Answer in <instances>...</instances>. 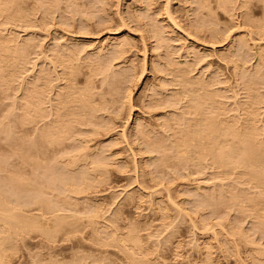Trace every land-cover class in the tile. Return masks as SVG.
Segmentation results:
<instances>
[{"label":"rangeland","instance_id":"374dc122","mask_svg":"<svg viewBox=\"0 0 264 264\" xmlns=\"http://www.w3.org/2000/svg\"><path fill=\"white\" fill-rule=\"evenodd\" d=\"M10 1L0 0V264H264V212L249 200L262 196V185L240 165L224 171L210 153L181 157L192 101L172 71L178 64L184 78L219 92L223 125H252L259 147L264 0ZM67 85L81 91L69 97L78 106L69 120L62 113L70 105L60 103ZM46 128L62 140L49 155ZM45 158L52 177L66 184L75 176V191L70 180L47 191ZM18 197L58 200L64 222L53 221L50 233L25 231Z\"/></svg>","mask_w":264,"mask_h":264},{"label":"bare ground","instance_id":"6f19581e","mask_svg":"<svg viewBox=\"0 0 264 264\" xmlns=\"http://www.w3.org/2000/svg\"><path fill=\"white\" fill-rule=\"evenodd\" d=\"M12 1V0H11ZM10 1V2H11ZM17 1V0H16ZM221 2L222 1H224V3L226 2V0H220ZM13 2H14V0H13ZM231 3V2H230ZM226 4H228V3H226ZM11 5H13V4H11ZM222 5H224V4H222ZM14 6V5H13ZM227 7V6H226ZM155 24V23H154ZM156 27H157V25H156ZM158 32H160V31H158ZM161 38V37H160ZM116 45V44H115ZM121 46V45H120ZM231 55V54H230ZM229 56V55H228ZM232 56V55H231ZM234 56V55H233ZM237 58H238V56H237ZM240 58V57H239ZM238 58V59H239ZM111 59V58H110ZM233 59V58H232ZM113 60H114V58H113ZM243 60V59H242ZM111 61V60H110ZM171 61V60H170ZM113 62V61H112ZM112 62H110L111 63V65H112V67H115V66H113V63ZM176 63V62H175ZM115 64V63H114ZM174 64V63H173ZM173 64H171V66L173 65ZM178 64H174L173 65V67L175 68L174 70H172V71H175V73L174 74H176V76L177 77H179V79H180V82H181V84H182V89L180 90V94L181 95H183V94H188V95H191V100L190 101H192V103H190V104H188L187 103V105H188V110H189V112H190V114H192V120H193V122H191L190 123V125H189V127L187 128L186 127V129H182L181 130V133H179V134H182V136H181V138H179L180 139V142H179V145L181 144V146H182V148H181V150H180V154H182V158H183V156H189V157H193L192 159H194L195 158V161H193V162H196V158L197 159H199L201 156H205V154L206 153H210L211 155H213L212 156V161L215 163V162H217L218 164H220L221 165V167H222V169H223V167H224V169L226 170V169H228V168H232V167H236V166H238V165H240L241 166V168L243 167V171H242V174H243V176H247V177H249V178H252V179H250L251 181L253 180V182L255 181H257V183H259V186H261L262 185V191H261V193H262V196H261V194H260V196L259 197H250L249 198V200L253 203V205H254V207L256 206V209L258 210V208H260L261 209V212H264V192H263V190H264V143H263V141H261L262 142V144H261V142L260 143H258V144H260V145H258L259 147H257V143H256V138H257V142H258V138L259 137H256L255 136V134L254 133H252L251 132V130H252V125H251V127L250 126H247L246 125V127L247 128H243V130H240L241 129V124H240V129L239 128H235L236 126H234L235 124H232L233 122V120L231 121L232 123H230L229 124V126H228V124L225 126V125H223V124H226V123H224L225 121L224 120H220V115H221V113H220V115L218 116L217 115V112H218V109L219 108H221L222 109V107H221V104H220V102L219 101H217V98H216V96H215V94H217V93H219V92H215V94H213L212 92H210V90L208 91L207 90V87H206V84L205 83H203V81H200L199 79L198 80H196L197 78H195V80L194 79H186V78H184L183 77V75L181 74L182 72H180V69L178 70L177 68H180L179 66H177ZM170 66V68H172ZM183 67V66H182ZM110 68V67H109ZM109 68H108V70H109ZM184 68H185V66H184ZM113 69V68H112ZM111 68H110V71L112 70ZM173 69V68H172ZM169 70V69H168ZM182 70H184V69H182ZM107 72V71H106ZM169 72V71H168ZM108 73H109V71H108ZM111 73H113V72H110L109 74H111ZM117 73V72H116ZM172 73V72H171ZM114 74V73H113ZM118 74H119V72H118ZM115 75V74H114ZM182 75V76H181ZM185 75V74H184ZM174 76V75H173ZM72 77V76H71ZM73 78V77H72ZM131 78H132V76H131ZM173 78V77H172ZM175 78V77H174ZM70 81V80H69ZM75 81V80H74ZM129 81V80H128ZM178 81V80H177ZM174 82H176V81H174ZM68 83V82H67ZM70 83V82H69ZM68 83V84H69ZM73 83V82H72ZM72 83H71V85H72ZM112 84H114V83H112ZM111 84V85H112ZM74 85V84H73ZM115 85V84H114ZM68 86V85H67ZM67 86H65V87H67ZM118 86V85H117ZM71 87H73V86H68V91H66V93L62 96V98H61V101H60V103H62L61 105H63V106H61V108L63 107V109H65V105L66 104H69L70 105V103L69 102H71V103H73L72 101L74 100V98H73V100L71 101V100H69V97L75 92L74 90H75V88L77 87V86H75V88H74V90H73V88H71ZM112 87V86H111ZM113 88V87H112ZM65 89V88H64ZM66 89V90H67ZM78 89V88H77ZM77 91V90H76ZM77 92H79V91H77ZM81 92V91H80ZM79 92V93H80ZM178 92V91H177ZM79 93H74V94H79ZM73 94V95H74ZM111 94H112V92H111ZM130 94V93H129ZM220 94V93H219ZM72 95V96H73ZM75 95V96H76ZM84 95V94H83ZM82 95V96H83ZM176 95V94H175ZM179 95V94H178ZM187 95V96H188ZM79 96H81L80 94H79ZM78 96V97H79ZM186 96V97H187ZM130 97H131V94H130ZM184 97V96H183ZM182 97V98H183ZM70 98H72V97H70ZM181 98V99H182ZM188 98H190V97H188ZM188 98H186V99H188ZM79 99H80V97H79ZM82 99V98H81ZM184 99V98H183ZM75 100H76V97H75ZM179 100V99H178ZM79 102H81V101H79ZM78 102V103H79ZM86 102V101H85ZM169 102V101H168ZM59 103V104H60ZM77 103V105H79V106H81V105H84V104H82L83 103V99H82V103H79L78 104ZM73 104H75L76 105V103H75V101H74V103ZM171 104H173V102L171 103ZM170 104V106H172ZM164 105V104H163ZM167 105V104H166ZM177 105V104H176ZM186 105V106H187ZM252 105H254V104H252ZM85 106V105H84ZM90 106L91 105H89V107L88 108H90ZM224 106V105H223ZM74 107H78V106H73L72 107V105H70V107L69 108H66L64 111H63V115H64V117H66V118H68L67 120H69V119H71L70 117H74V115H75V112H76V110H74ZM81 107H83V106H81ZM153 107V106H152ZM151 107V108H152ZM165 107V106H164ZM171 108V107H170ZM225 108V107H224ZM223 108V109H224ZM77 109V108H76ZM85 110L87 109V108H84ZM92 108H90V110H91ZM79 110V109H78ZM80 110H82L81 108H80ZM101 110V109H100ZM45 112H47V111H45ZM79 112V111H78ZM81 112V111H80ZM79 112V113H80ZM83 112V111H82ZM81 112V113H82ZM188 112V111H187ZM219 112H220V110H219ZM52 113V112H51ZM50 113V114H51ZM77 113V112H76ZM85 114H86V112H85ZM82 115H84L83 113H82ZM49 114L48 115H42V119H44L45 121L48 119L49 120ZM76 116H77V114H76ZM75 116V117H76ZM79 116V115H78ZM81 116V115H80ZM102 116V115H101ZM86 118V117H88V116H81V118ZM190 117V116H189ZM65 118V119H66ZM77 119H78V117H76ZM82 118V119H83ZM84 118V119H85ZM53 119V118H52ZM51 119V120H52ZM75 119V118H74ZM81 119V121H83ZM230 119V118H229ZM56 120V119H55ZM80 120V117H79V119H78V121ZM190 120V119H189ZM188 120V121H189ZM71 121V120H70ZM80 121V122H81ZM191 121V120H190ZM228 121V120H227ZM47 122V121H46ZM50 122H52V121H49V123ZM75 122H77V120L75 121ZM174 122H175V120H174ZM49 123H46V125L47 124H49ZM67 123V122H66ZM65 123V124H66ZM69 123H71V122H69ZM229 123V122H228ZM250 123V122H249ZM44 124V123H43ZM88 123H86V125H87ZM170 125H171V123H169ZM168 124V125H169ZM189 124V123H188ZM223 125V128H221L222 127V125ZM246 124H248V123H246ZM252 124V123H251ZM45 125V126H46ZM58 125V124H57ZM64 125V124H63ZM82 125H83V123H82ZM93 125H95V124H93ZM172 125H173V123H172ZM171 125V126H172ZM238 125V124H237ZM255 125V124H254ZM49 126H51V124H49L48 125V128H49ZM56 126V125H55ZM103 126V125H102ZM102 126H100V127H102ZM228 126V127H227ZM225 127H227V128H225ZM239 127V126H238ZM50 128H52V127H50ZM54 128V127H53ZM62 128H64L65 130H66V128H65V126H62ZM98 128V127H97ZM96 128V130H98V129H100V128H98L97 129ZM108 128V127H107ZM68 129V128H67ZM105 129V128H104ZM245 129V130H244ZM253 129H254V127H253ZM56 129H48L47 130V128L45 129V131H44V133L43 134H45L44 135V144H42V146L44 145V154L45 155H47L46 154V152L48 151V149L50 150L51 149V147H52V145H53V147H55L54 146V144L56 145V149L58 148L57 147V145H58V142L60 143V141L62 142V140H60V141H57L56 140V131H55ZM95 130V129H94ZM93 130V131H94ZM248 130V131H247ZM51 131H55L56 133H54V132H51ZM57 131H59V129H58V127H57ZM253 131V130H252ZM60 132V131H59ZM62 132H63V130H62ZM98 132V131H97ZM179 132H180V130H179ZM255 132H256V130H255ZM64 133H66L65 131H64ZM83 133H85V132H83ZM228 133V135L230 136V137H232V140H227V139H224V136L223 135H226ZM60 134V133H59ZM63 134V133H62ZM258 134V133H257ZM61 135V134H60ZM41 136H42V134H41ZM40 136V137H41ZM221 136H223L222 138V140L220 139L221 138ZM43 137V136H42ZM88 137V136H87ZM226 137V136H225ZM57 138H58V140H59V137H58V135H57ZM85 139H87V138H85ZM176 140H178V139H176ZM261 140V139H260ZM85 141V140H84ZM157 141V140H156ZM42 142H43V140H42ZM86 142V141H85ZM149 144H150V142H148ZM155 143V144H154ZM153 143V145H154V147H156L157 149H158V147L160 148V146L162 147V145H160V144H158L157 142H154ZM226 143H228L227 144V146L226 145H224V144H226ZM240 143H242V145L240 144ZM84 144V143H83ZM86 144V143H85ZM51 146V147H50ZM151 146V145H150ZM222 146H223V148H222ZM153 146H152V148H154ZM186 147V148H185ZM166 148V147H165ZM165 148L163 147V149L165 150ZM53 149V148H52ZM162 149V148H161ZM58 150H60V149H58ZM58 150H56V152L58 151ZM154 150V149H153ZM159 150V149H158ZM166 151V150H165ZM41 152H42V150H41ZM161 152V151H160ZM167 152V151H166ZM162 153V152H161ZM163 154H165V153H163ZM179 154V155H180ZM42 155V154H41ZM49 155V154H48ZM91 155V154H90ZM42 157V156H41ZM45 157V156H44ZM48 157V156H47ZM180 157V158H181ZM43 158V157H42ZM82 158H84L85 159V157H82ZM162 158V157H161ZM179 158V159H180ZM181 158V159H182ZM185 158V157H184ZM201 158H203V157H201ZM200 158V159H201ZM49 159H50V156H49ZM49 159H46L45 158V160L44 159H42L41 161L43 162V160H44V169H42V170H44L45 171V175H44V177H45V179H46V182H44L45 184H46V189H47V191H49V189H48V186H50V185H52V184H54V182H56L57 181V183H59L58 181L60 180V182H61V180H64L65 181V178L63 179V178H61V176L62 177H64V172H63V175L61 174L60 175V178L61 179H59V177H57V176H59V175H57V176H55V177H52L53 176V174H49V171H51V169L53 170L54 168L53 167H50V166H52L50 163H49ZM158 160H160V159H158ZM188 160V159H187ZM202 160V159H201ZM83 161V160H82ZM86 161V160H85ZM94 161V160H93ZM92 161V163H94ZM95 161H96V159H95ZM99 161V160H98ZM98 161H97V163H98ZM157 161V160H156ZM161 161V160H160ZM165 160H163V162H164ZM181 161V160H180ZM185 161H186V158H185ZM189 161V160H188ZM199 161V160H198ZM183 162V161H182ZM190 162H192V161H190ZM192 162V163H193ZM160 163V162H159ZM198 163V162H197ZM200 163V162H199ZM202 163V162H201ZM42 165H43V163H41ZM72 164H76V162L75 161H72ZM158 164V163H157ZM53 165H55V164H53ZM95 165H97L96 163H95ZM55 167V166H54ZM216 167V166H215ZM217 167H219V166H217ZM220 167V168H221ZM228 167V168H227ZM239 167V166H238ZM59 168V167H58ZM98 168V167H97ZM95 169H96V167H95ZM216 169V168H215ZM223 169V170H224ZM233 169V168H232ZM235 169V168H234ZM57 170V169H56ZM65 170H67V168L65 169ZM75 170V169H74ZM86 170V169H85ZM222 170V171H223ZM224 170V171H225ZM67 171H69V170H67ZM71 171V170H70ZM84 171V170H83ZM87 171V170H86ZM229 171H230V169H229ZM234 171V170H233ZM241 171V170H240ZM53 172H54V170H53ZM43 173V172H42ZM52 173V172H51ZM55 173V172H54ZM58 173V172H57ZM60 173H61V171H60ZM60 173H58V174H60ZM85 173V172H84ZM226 173V172H225ZM228 173V172H227ZM83 173L81 172V175H82ZM86 174V173H85ZM217 174V173H216ZM224 174V173H223ZM67 175V172L65 173V177L67 178L68 176H66ZM68 175H70V174H68ZM72 175H74L73 173H72ZM82 176H85V175H82ZM222 176H224V175H222ZM241 176V175H240ZM242 176V177H243ZM81 177V176H80ZM220 177V176H219ZM78 178V177H77ZM238 178H240V177H238ZM245 178V177H244ZM73 180V179H75V176L73 177V176H70V178H69V180ZM83 179H84V177H83ZM82 179V180H83ZM68 180V179H67ZM68 180V181H69ZM70 180V182L72 183V181ZM77 179H75V181H76ZM79 180V179H78ZM81 180V179H80ZM247 180H248V178H247ZM249 180V181H250ZM44 181V180H43ZM68 181L66 182V184H65V182H61L62 183V185H67V183H68ZM74 180H73V182H75ZM251 181H250V184H251ZM78 182V181H77ZM254 182V183H255ZM44 183H41V184H44ZM61 183H60V185H61ZM253 183V184H254ZM45 184H44V186H45ZM72 184H73V186H72ZM70 186H69V189H70V187L72 186L73 188L72 189H68L67 188V190H69V191H75V188H74V183H72ZM76 184V183H75ZM79 184V183H78ZM80 184H81V181H80ZM261 184V185H260ZM56 185V184H55ZM55 185L54 186H51L52 188L53 187H55ZM58 185V184H57ZM59 185V186H60ZM41 186V185H40ZM44 186H41V188H43ZM80 186V185H79ZM258 186V185H257ZM77 187H78V185H77ZM76 187V188H77ZM255 187H256V185H255ZM56 188H57V186H56ZM59 188V187H58ZM58 188H57V192H59L58 191ZM259 188V187H258ZM45 189V188H44ZM44 189H41V190H43L44 191ZM55 189V188H54ZM78 189V188H77ZM76 189V190H77ZM51 190H53V189H51ZM50 190V191H51ZM227 190H229V189H227ZM46 191V190H45ZM45 191L43 192V193H45ZM47 191H46V193H47ZM53 191H56V189L55 190H53ZM52 191V192H53ZM237 191V190H236ZM232 192V191H231ZM258 192H260V191H258ZM40 193V192H39ZM38 193V194H39ZM42 193V192H41ZM49 193V192H48ZM63 193V192H62ZM233 193H236V192H233ZM247 193V192H246ZM250 193V192H249ZM37 194V193H36ZM35 194V195H36ZM58 194V193H57ZM219 194V193H218ZM217 194V195H218ZM228 194V193H227ZM226 194V195H227ZM229 194H231V193H229ZM237 194V193H236ZM245 194V193H244ZM40 195V194H39ZM42 195V194H41ZM49 195H52L51 194V192H50V194H48V196ZM216 195V196H217ZM225 195V196H226ZM239 195V194H238ZM242 195V194H241ZM240 195V196H241ZM254 195V194H253ZM257 195V194H256ZM47 196V197H48ZM207 196V195H206ZM215 196V195H214ZM222 196V195H221ZM248 196V195H247ZM246 196V197H247ZM33 197V196H32ZM41 197V196H40ZM43 197V196H42ZM44 197H46V194H44ZM44 197H43V199H44ZM46 197V198H47ZM51 197V196H50ZM49 197V198H50ZM54 197V196H53ZM209 197H211V199H209V200H211V202H212V196H209ZM219 197H220V195H219ZM231 198L230 199H234V201H236L237 202V196L236 195H231L230 196ZM249 197V196H248ZM247 197V198H248ZM19 199V203H18V205H15L14 207L16 208V209H19L20 210V212H19V210H18V212L19 213H21L22 214V218L24 219L23 221H22V223H26L27 222V224H28V226L26 227L27 228V230H25V231H28V228H30L31 226L32 227H36L37 228V226H39V228L40 229H43L42 227H45V228H47V229H49L50 228V226H51V223L53 222V221H55L56 219H58L59 217H62V218H65L64 216L65 215H60L59 213H58V211H61L62 209H64V208H61L60 207V205H58L59 203H57L58 202V200H57V202L55 201V200H53L56 204H53V203H45V199L43 200L42 199V201H43V203L41 202V198H40V202L41 203H39V202H36V199L35 198H38V201H39V197L37 196H35V198H32V199H35V200H29V202L27 203V200H25V197H23V199H24V202L26 201V203H21L20 202V199L22 198H20V197H18ZM217 198V197H216ZM224 198V197H223ZM222 198V199H223ZM227 198H229V197H227ZM227 198H226V200H227ZM238 198H239V196H238ZM243 198V197H242ZM30 199H31V197H30ZM51 199V198H50ZM49 199V201H51ZM53 199V198H52ZM214 199V198H213ZM240 199V198H239ZM2 200V199H1ZM4 200V199H3ZM17 200V201H18ZM208 200V202H210ZM219 200H221V197H220V199ZM218 200V201H219ZM11 201V200H10ZM13 201V200H12ZM15 201H16V199L14 200V203H15ZM52 201V202H53ZM206 201V200H205ZM229 201V200H228ZM203 202V201H202ZM222 202V201H221ZM220 202V203H221ZM247 202H249V201H247ZM251 202H250V205H251ZM9 203V202H8ZM7 203V204H8ZM12 203V202H11ZM14 203H12V205L14 204ZM204 203V202H203ZM207 203V202H206ZM218 203V202H217ZM216 203V204H217ZM243 203H244V201H243ZM243 203H241V206H242V204ZM6 204V203H5ZM229 204V203H228ZM240 204V203H239ZM0 205H2V204H0ZM233 205V204H232ZM236 205V204H235ZM244 205V204H243ZM252 205V206H253ZM238 206H240V205H238ZM258 206V207H257ZM14 207H11L12 209H15ZM4 209H5V207H3ZM7 208V207H6ZM8 208H10V207H8ZM249 208V207H248ZM251 208V207H250ZM2 209V208H1ZM3 209V210H4ZM15 209V210H16ZM239 209H242V208H239ZM6 210V209H5ZM8 210V209H7ZM65 210V209H64ZM251 210V209H250ZM63 211V210H62ZM17 212V213H18ZM256 212V211H255ZM16 213V214H17ZM253 214H254V212H253ZM9 215H11V214H9ZM256 215V214H255ZM259 215H261V214H259ZM7 217V219L6 220H8V219H10L11 217L9 216V218H8V215L6 216ZM20 216H18V219L20 220V218H19ZM257 217V216H256ZM62 218H59V220H57V221H60L59 223L60 224H58L59 226L64 222L63 220L64 219H62ZM17 219V218H16ZM5 220V221H6ZM11 221V220H10ZM8 222V223H11V222ZM25 221V222H24ZM62 222V223H61ZM7 223V222H6ZM18 223V222H17ZM20 223V222H19ZM21 223V224H22ZM55 223V222H54ZM262 223H263V225H264V214H262ZM3 225V224H2ZM67 225V224H66ZM20 226V225H19ZM22 226V225H21ZM41 226V227H40ZM261 226V225H260ZM15 227V226H14ZM263 227V226H262ZM51 228H52V226H51ZM50 228V229H51ZM22 229H25V227L23 226V228ZM50 229L48 230V232L50 231ZM37 230V229H36ZM69 230H71L70 229V227H69ZM72 230H73V228H72ZM31 231H32V228H31ZM30 231V232H31ZM45 232H46V229L44 230ZM66 231H67V228H66ZM73 231H75V230H73ZM8 232H9V230H8ZM29 232V231H28ZM29 232V233H30ZM47 232V233H48ZM69 232V231H68ZM68 232H65L66 234L68 233ZM10 233V232H9ZM50 233V232H49ZM71 233V232H70ZM11 234H13V233H11ZM48 235V234H47ZM8 238L10 237V236H7ZM18 237V236H17ZM11 239H13V238H10V240ZM16 239H19V237L18 238H16ZM6 240H7V238H6ZM13 240H15V239H13ZM12 240V241H13ZM11 243V242H10ZM9 243V244H10ZM13 245V244H12ZM76 247V246H75ZM11 248V247H10ZM15 248V247H14ZM7 249V248H6ZM5 249V250H6ZM8 249H9V247H8ZM10 250V249H9ZM8 250V251H9ZM0 251H1V249H0ZM7 251V252H8ZM12 251V250H11ZM62 252H63V250H61ZM3 252V251H2ZM1 252V253H2ZM13 252V251H12ZM61 252V253H62ZM6 252H3V254H5ZM57 253H59V252H57ZM6 254H8V253H6ZM60 254V253H59ZM62 255V254H61ZM5 256V255H4ZM7 257H8V255H6ZM64 256H66V255H64ZM6 258V257H5ZM62 258V257H61ZM64 258V257H63ZM8 259V258H7ZM144 259H146V258H144ZM63 260V263L64 264H67V263H65L64 262V259H62ZM61 260V261H62ZM7 261V260H6ZM6 261H4V262H6ZM60 261V258H59V260H58V262ZM60 261V264L62 263ZM142 261V260H141ZM144 261V260H143ZM145 262V261H144ZM140 263H142V262H140ZM150 263V262H149ZM145 264V263H144ZM147 264H148V262H147Z\"/></svg>","mask_w":264,"mask_h":264}]
</instances>
